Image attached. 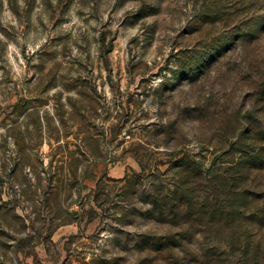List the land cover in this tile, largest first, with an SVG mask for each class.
<instances>
[{
    "label": "rangeland",
    "instance_id": "obj_1",
    "mask_svg": "<svg viewBox=\"0 0 264 264\" xmlns=\"http://www.w3.org/2000/svg\"><path fill=\"white\" fill-rule=\"evenodd\" d=\"M246 180L264 0H0V264H264Z\"/></svg>",
    "mask_w": 264,
    "mask_h": 264
},
{
    "label": "trees",
    "instance_id": "obj_2",
    "mask_svg": "<svg viewBox=\"0 0 264 264\" xmlns=\"http://www.w3.org/2000/svg\"><path fill=\"white\" fill-rule=\"evenodd\" d=\"M247 132H250V131L248 130L244 131L243 134H247ZM242 138H243V135H242ZM252 139L255 140L254 143H257V141L259 140L258 138H252ZM237 145H238V142H237ZM251 153L254 154V152H251ZM251 153L249 154L247 152H243L245 156H250V157H247L246 160H244L243 162L241 161L242 164L238 166L240 169L238 171L239 173L244 172L246 174L252 175L253 172L261 170L262 167L256 165L257 159L251 156L252 155ZM237 187H238V194H237L238 200L236 199L237 200L235 201L236 205L233 208L232 214L234 215L232 214L228 215L227 213H225V215L227 216L226 218L227 221L222 222L221 218L219 217L220 220L217 222H213L211 220L213 223L212 226L213 227L218 226L221 229L243 228L246 231V233L250 234V237L252 235H254V238L259 237L261 235V231L264 230V193L261 195V193H257V192L255 193V190H250V184L248 183L247 180L244 182V185H241L240 182H238ZM182 201L179 202V205H180L179 209H181L182 214L189 212V214L192 213L191 215L195 216L196 212H192L190 202H185V201L182 202ZM174 208L175 206L173 207V209ZM213 212L215 211L210 205H207L205 203L201 204L200 211H199L200 214L205 215L208 218H212L215 216ZM254 213L262 216L260 220H256L254 218L253 216ZM175 218L176 216H174L173 214V219L176 220L177 218L176 219ZM183 223L184 225H186L185 223L187 222L184 221ZM247 238L248 236H245L244 240H246ZM228 243L231 244V242H228ZM214 252L217 253L216 250H213V254H210V252H207L202 257L208 258V259L211 258L210 260L216 259L218 257L216 256V254H214Z\"/></svg>",
    "mask_w": 264,
    "mask_h": 264
}]
</instances>
